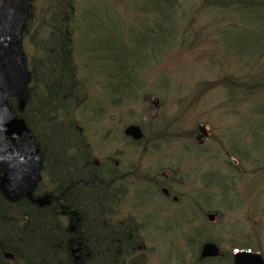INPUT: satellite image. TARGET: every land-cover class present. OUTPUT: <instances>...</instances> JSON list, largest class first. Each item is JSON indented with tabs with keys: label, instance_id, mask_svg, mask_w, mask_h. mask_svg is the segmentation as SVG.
Returning a JSON list of instances; mask_svg holds the SVG:
<instances>
[{
	"label": "rangeland",
	"instance_id": "374dc122",
	"mask_svg": "<svg viewBox=\"0 0 264 264\" xmlns=\"http://www.w3.org/2000/svg\"><path fill=\"white\" fill-rule=\"evenodd\" d=\"M145 1L156 7L153 0H31L20 38L27 71L32 74V60L46 62L47 41L58 24L62 35L70 29L81 100L72 104L73 116L62 114L53 125H64L65 143L84 142L92 162L104 168L103 176L124 190L112 215L141 228L144 264H232L231 255L242 246L264 256V75L255 92L228 88L227 78L248 86L242 82L252 72L224 54L221 39L236 30L232 13L203 9L202 0H179L175 15L184 19L176 29L164 26ZM163 40L168 42L162 45ZM30 95L17 113L28 128L20 114L31 101L28 121L41 120L37 106L44 91L34 102ZM131 125L142 128L145 141L133 143L125 136ZM114 155L119 168L113 166ZM136 163L141 175L116 179ZM46 170L41 168L34 198L49 197L51 204L55 186ZM156 180L169 185L178 202L166 200L153 186ZM23 200L25 206L35 205L27 198L18 202ZM190 203L198 217L188 209ZM57 219L65 225L60 215ZM208 242L220 248L221 259L199 260Z\"/></svg>",
	"mask_w": 264,
	"mask_h": 264
},
{
	"label": "trees",
	"instance_id": "16d2710c",
	"mask_svg": "<svg viewBox=\"0 0 264 264\" xmlns=\"http://www.w3.org/2000/svg\"><path fill=\"white\" fill-rule=\"evenodd\" d=\"M178 1L153 0L156 7L151 6L153 3L149 1L145 3L152 11L151 14L157 19L160 16L164 26L171 24L177 29L184 19L175 15ZM201 2L203 9L219 15L232 13L236 30L223 35L221 45L225 49L224 54L229 59H237L248 71H252L242 82L248 86L244 87L238 80L227 78L228 88L235 92H241L242 89L243 92H255L264 75V0ZM60 31L58 24L47 41L45 61L49 68L45 69L44 75L41 74L42 78L34 72L40 61L36 65L31 64L33 84L30 100H39L35 98L38 91H44L37 106L41 120L36 118L28 121L26 113L31 101L26 112L20 114L26 119L32 135L39 143L43 169L48 167L46 172L51 180L53 178L55 188L52 201L47 208L32 204L25 206L28 204L25 200L12 204L0 190V264H133L131 261H135L134 255L140 249L139 246L144 245V240L133 228V224L114 223L110 218L112 210V214L117 212V203L112 204L110 198L117 197L119 201L120 192L124 190L116 188L103 176L104 168L92 162L90 152L86 151L87 146L82 143L79 133L76 137L81 144H67L65 141H68L69 135L64 125H53L62 114L71 117L75 105L81 100V84L75 81V68L71 62L72 33L68 29L62 35ZM174 34V31L169 34L170 42ZM163 41L162 45L168 42ZM162 52L164 55L165 52ZM44 66L42 64V69ZM260 68L263 71L257 72ZM200 89L205 92L206 85L201 84ZM9 101L12 108L17 110V100L11 98ZM68 125L72 131L75 130ZM46 141H51V145L46 144ZM71 169L78 175H73L69 171ZM95 172L100 173L99 178L92 176ZM58 215L65 223L64 226L57 219Z\"/></svg>",
	"mask_w": 264,
	"mask_h": 264
},
{
	"label": "water",
	"instance_id": "95a60500",
	"mask_svg": "<svg viewBox=\"0 0 264 264\" xmlns=\"http://www.w3.org/2000/svg\"><path fill=\"white\" fill-rule=\"evenodd\" d=\"M29 1L0 0V190L10 203L27 198L44 208L50 204L49 197L34 199L41 181L42 154L25 121L16 116L7 102L8 97H17L18 108L22 111L30 95L28 86L32 76L26 69L27 58L20 43ZM125 133L135 140L143 137L139 127H130ZM220 255L214 243H206L200 258ZM233 264H264V259L260 255L240 252L234 256Z\"/></svg>",
	"mask_w": 264,
	"mask_h": 264
},
{
	"label": "flooded vegetation",
	"instance_id": "af4514ba",
	"mask_svg": "<svg viewBox=\"0 0 264 264\" xmlns=\"http://www.w3.org/2000/svg\"><path fill=\"white\" fill-rule=\"evenodd\" d=\"M132 141V140H131ZM145 141V140H144ZM133 143H141V142H134ZM203 143V142H201ZM200 145V143H198ZM204 144V143H203ZM202 144V145H203ZM119 157V155H114L112 157V162H113V166L116 167V168H119L120 166V161L117 160ZM97 165L98 162H95ZM109 163V161H108ZM142 166V165H141ZM140 167V165H138V163L134 164L133 166V170L131 169L129 172L127 171H121V172H118V175L116 176V179H119V180H124L125 178L127 177H135L136 174L140 173L141 175V172L138 171V168ZM162 169V168H160ZM194 173V172H193ZM151 174H155V171L151 172ZM145 176H148V174H144ZM210 177H213V174L212 173H209L208 174ZM138 176V175H137ZM222 176V175H221ZM149 177V176H148ZM160 178V177H159ZM163 180H156L153 184V186L155 187H158L157 190H160V194L166 199V200H169L170 198L175 201V202H178L179 198L177 196H172V192H171V188L169 185H164V181L162 182ZM110 182L112 185L115 184V180L114 179H110ZM152 186V187H153ZM156 189V188H155ZM157 190H156V193H157ZM165 190V191H164ZM155 192V191H154ZM212 193V192H211ZM210 193V195H212ZM124 194V192L122 193V195ZM159 195V194H158ZM199 197V196H198ZM188 206V209L192 210L194 215L198 217V212L196 211L197 209L194 207V204L192 205L190 203V205H187ZM210 214L207 215V219L209 217ZM114 217V216H113ZM111 217L112 221H115V223H119V224H126L128 223V220H124V219H116V218H113ZM209 220V219H208Z\"/></svg>",
	"mask_w": 264,
	"mask_h": 264
},
{
	"label": "bare ground",
	"instance_id": "6f19581e",
	"mask_svg": "<svg viewBox=\"0 0 264 264\" xmlns=\"http://www.w3.org/2000/svg\"><path fill=\"white\" fill-rule=\"evenodd\" d=\"M27 58V57H26ZM32 65H34V61L32 60L31 62H30ZM69 63V62H68ZM39 64H41V65H39ZM42 64H44L45 66H44V68L42 69ZM66 64H67V62H66ZM36 65V64H35ZM70 65V64H69ZM39 68H41L40 70H39V73L40 74H45V69L46 68H49V65H48V63H38L36 66H35V74H37L38 75V69ZM44 72V73H43ZM29 92H30V90H29ZM13 98H15L16 100H17V102H18V104H17V107L19 106V100H18V98L17 97H13ZM14 111V110H13ZM15 112V111H14ZM15 114H16V112H15ZM71 114H73V113H71ZM73 116V115H72ZM131 126H129V127H127L126 129H125V131L128 129V128H130ZM124 131V132H125ZM92 176H94V177H96V178H99V176H100V173L99 172H95V173H93L92 174ZM110 200H112V204H116V206H115V211H118L119 210V203H121L120 201H122V199L120 198V200L118 201V198L117 197H113V198H110ZM112 212H114L113 210L110 212V218L112 217ZM128 224L130 225V224H133L130 220H128ZM133 228H135L139 233H141V228L140 227H133ZM125 252V251H124ZM130 252V251H129ZM146 253V251H144V250H138V252L137 253H135V255H134V260L135 261H131V263H133V264H144V262H143V259L145 258L144 256L146 255L145 254ZM123 263H126V261H122Z\"/></svg>",
	"mask_w": 264,
	"mask_h": 264
}]
</instances>
